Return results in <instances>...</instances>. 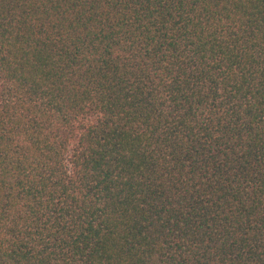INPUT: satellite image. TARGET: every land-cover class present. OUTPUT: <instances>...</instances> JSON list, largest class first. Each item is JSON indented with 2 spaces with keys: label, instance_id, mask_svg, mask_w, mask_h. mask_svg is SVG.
<instances>
[{
  "label": "trees",
  "instance_id": "trees-1",
  "mask_svg": "<svg viewBox=\"0 0 264 264\" xmlns=\"http://www.w3.org/2000/svg\"><path fill=\"white\" fill-rule=\"evenodd\" d=\"M0 264H264V0H0Z\"/></svg>",
  "mask_w": 264,
  "mask_h": 264
},
{
  "label": "rangeland",
  "instance_id": "rangeland-1",
  "mask_svg": "<svg viewBox=\"0 0 264 264\" xmlns=\"http://www.w3.org/2000/svg\"><path fill=\"white\" fill-rule=\"evenodd\" d=\"M1 89V88H0Z\"/></svg>",
  "mask_w": 264,
  "mask_h": 264
}]
</instances>
